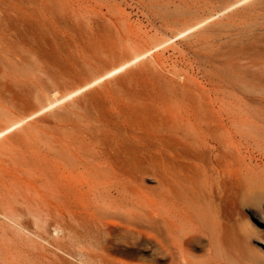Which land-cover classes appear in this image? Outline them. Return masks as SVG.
<instances>
[{
    "label": "rangeland",
    "instance_id": "obj_1",
    "mask_svg": "<svg viewBox=\"0 0 264 264\" xmlns=\"http://www.w3.org/2000/svg\"><path fill=\"white\" fill-rule=\"evenodd\" d=\"M210 102L251 123L232 156L263 170L264 146L250 130L264 145V0H0V130L21 121L0 137V264H94L87 245L67 240L64 225L79 227L63 197L51 198L75 141L93 131L159 128L162 106ZM251 194L239 187L229 194L219 264H264V194ZM46 201L53 208L38 204ZM142 253L163 264L151 248ZM191 253L203 261L207 241L194 242Z\"/></svg>",
    "mask_w": 264,
    "mask_h": 264
},
{
    "label": "bare ground",
    "instance_id": "obj_2",
    "mask_svg": "<svg viewBox=\"0 0 264 264\" xmlns=\"http://www.w3.org/2000/svg\"><path fill=\"white\" fill-rule=\"evenodd\" d=\"M191 28L180 33H188ZM122 66L112 68L108 74L121 71ZM82 89L46 104L54 106ZM165 106L157 115L159 128L137 125L124 134L105 131L94 134L93 131L75 141L77 150H69L73 161L66 162L61 172L58 170L60 175L48 172L55 176L51 177L54 178L51 198L63 197L68 219H74L79 227L64 225L68 231L65 238L75 236L78 244L87 245L84 252L94 264H154L155 257L142 253L148 248L156 252L163 264H219V259L224 261L225 257L229 194L236 187L256 197L264 194L261 186L264 169L250 164L243 166L232 156L231 148H237L235 139L247 136L249 132L243 126L250 127L251 123L237 115L228 116L222 105L213 102L203 107L197 104L176 109ZM14 124L21 121L1 129L0 137ZM252 130L250 133L257 135L256 143L263 147L261 133ZM150 178L156 182L151 188L144 185V180ZM257 188L263 191L256 192ZM38 204L47 206L51 202ZM39 221L33 219L36 226L44 222ZM202 239L207 241L208 253L198 262L191 249L194 242Z\"/></svg>",
    "mask_w": 264,
    "mask_h": 264
}]
</instances>
